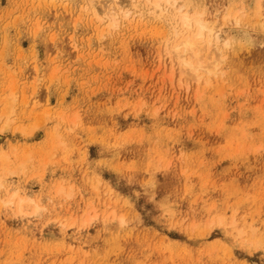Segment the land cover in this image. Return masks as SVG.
Segmentation results:
<instances>
[{
    "label": "rangeland",
    "instance_id": "1",
    "mask_svg": "<svg viewBox=\"0 0 264 264\" xmlns=\"http://www.w3.org/2000/svg\"><path fill=\"white\" fill-rule=\"evenodd\" d=\"M112 5L0 0V264H264V0L177 1L199 80Z\"/></svg>",
    "mask_w": 264,
    "mask_h": 264
},
{
    "label": "bare ground",
    "instance_id": "2",
    "mask_svg": "<svg viewBox=\"0 0 264 264\" xmlns=\"http://www.w3.org/2000/svg\"><path fill=\"white\" fill-rule=\"evenodd\" d=\"M114 1L117 0H113L114 5L108 7L106 12L102 10L103 13L109 17V21L111 22H109V25H111V27L117 25V19L129 20L136 17V15L140 16L144 13L152 14V16L154 15L155 19L158 17L162 20L167 19L166 21L170 24L174 36L178 38L176 44L173 46V54H175L173 56L179 59L178 61L185 67V72L187 71L193 76L190 74L187 75L191 77L195 76L196 79L199 80L202 76H209L215 73L216 67L214 64L217 61H213L212 63L214 64H212L210 63L211 61H208V56L207 58L205 56L203 60L201 58V54L205 50V44L206 48L209 50H218L216 48V43H214V45L211 44V38L206 39V32L210 33L212 31L201 20L200 16L189 15L188 12L184 10V6L175 8L178 0H131V10H124L121 5H117L118 3ZM173 10H175L174 13H172ZM96 14H99L98 11H96ZM215 36L216 34L214 38ZM217 41L216 38L215 42ZM9 114L7 113V115ZM28 201L29 200L26 201L22 199L18 201L17 208L19 213H24L23 204Z\"/></svg>",
    "mask_w": 264,
    "mask_h": 264
}]
</instances>
